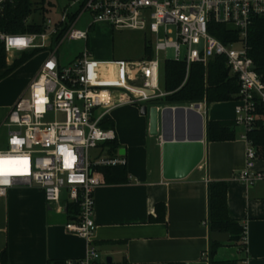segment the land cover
I'll list each match as a JSON object with an SVG mask.
<instances>
[{"label": "built area", "instance_id": "1", "mask_svg": "<svg viewBox=\"0 0 264 264\" xmlns=\"http://www.w3.org/2000/svg\"><path fill=\"white\" fill-rule=\"evenodd\" d=\"M7 1L0 0V12ZM54 6L47 10L52 11ZM86 13L91 21L85 28H78ZM29 17L25 23H32ZM257 17H264V0H69L67 7L60 8L57 19L44 17L39 22L42 31L0 30V46L8 61L18 53L45 51L37 74L4 122L16 129L9 131L7 146L0 149V196L22 185L41 189L54 209L63 196L66 205H79V220L67 222L66 228L86 238L90 246L84 258L64 264H93L100 257L92 244L97 228L94 193L102 183L98 168L126 164V158L104 151V143L117 139V134L114 127L106 128L102 123L121 103L140 105L167 94L161 86L165 59L185 62L189 71L192 63L207 66L217 56L226 58L240 83L234 120L244 127L242 137L248 142L246 165L234 177L247 186L264 183V169L255 168L256 148L247 139L248 131L264 125V79L247 44L249 28ZM98 23L143 32L153 56L99 59L86 46L64 64L59 57L62 43L71 39L88 44L90 31ZM216 25L234 29L237 39L222 41L211 32ZM169 50L173 51L171 57ZM111 65L116 69L114 75ZM155 105L159 111L167 106L191 107L204 115L207 102ZM51 113L63 117L48 120ZM181 123L188 127L186 116ZM96 149L99 152L94 156L91 151Z\"/></svg>", "mask_w": 264, "mask_h": 264}, {"label": "crops", "instance_id": "2", "mask_svg": "<svg viewBox=\"0 0 264 264\" xmlns=\"http://www.w3.org/2000/svg\"><path fill=\"white\" fill-rule=\"evenodd\" d=\"M31 60L0 81L1 87L17 80L11 98L0 102V126L43 61ZM235 107L236 100L207 104L204 159L189 176L177 180L163 177L162 143L151 133L150 116L131 103L110 112L120 144L116 156L126 158L128 178L102 181L95 189L92 244L100 257L93 264H211L208 186L220 180L228 184V212L245 225L246 233L240 242L221 243L213 259L264 264V183L247 186L234 177L246 165L244 131H237L234 140L207 139V121L234 120ZM190 124H182L185 133L194 129L193 118ZM255 168L264 169V159L258 158ZM65 198L54 209L41 189L22 185L0 196V264L5 250L8 264H54L87 255L90 241L66 228ZM157 204L164 205V219H158Z\"/></svg>", "mask_w": 264, "mask_h": 264}, {"label": "trees", "instance_id": "3", "mask_svg": "<svg viewBox=\"0 0 264 264\" xmlns=\"http://www.w3.org/2000/svg\"><path fill=\"white\" fill-rule=\"evenodd\" d=\"M45 0L36 2L32 0H8L4 9L0 12V30L21 33L38 32L43 28L39 22L25 23L34 10H44L40 7ZM50 3L49 6H53ZM212 34L224 42L237 39V32L225 25H216ZM248 53L253 58L256 70L264 79V17H257L249 28L248 32ZM40 52L39 49L22 52L21 55L7 62L6 52L0 46V81L12 74L23 64L32 59ZM144 56H153V49L148 41L145 43ZM161 86L167 92L165 96L151 100L152 104L180 105L206 100L210 105L214 102H227L238 99L240 90L239 79L232 74L227 66L224 56H217L211 59L207 66L202 63H192L189 71L187 64L182 61L165 59L161 68ZM102 125L106 128L114 127L112 119H107ZM235 120H208L206 125L207 139L213 141H229L237 138ZM247 139L256 148L259 159H264V125L259 124L247 132ZM107 147V154L116 156L119 153L120 144L118 140L104 143ZM102 181L120 182L127 180V166L122 164L102 166ZM228 184L225 180L211 181L208 186L209 215L208 225L211 233L214 231L229 232L231 241L240 242L244 239L245 225L238 219L230 216L228 212ZM158 219H164V205L157 204ZM80 207L77 203L71 202L67 205V221H78ZM220 242L210 241V263L230 264L229 262H216L213 258ZM64 261H57L54 264H64ZM1 264L7 263L6 250L1 253ZM51 264V263H50ZM184 264V263H170Z\"/></svg>", "mask_w": 264, "mask_h": 264}, {"label": "rangeland", "instance_id": "4", "mask_svg": "<svg viewBox=\"0 0 264 264\" xmlns=\"http://www.w3.org/2000/svg\"><path fill=\"white\" fill-rule=\"evenodd\" d=\"M35 5L36 2H41L42 0H32ZM50 3H53L55 6L52 11H48L47 9L50 7ZM69 4V0H45L43 4H39L38 6L43 7V11L34 10L29 17L30 22H42L44 17H52L54 20L59 17L60 8L67 7ZM37 6V5H36ZM91 21V16L86 13L79 24L78 28H85L87 23ZM146 36L143 32L139 30L133 29H118L114 28L105 23H98L90 31L88 44L83 40H65L60 49H59V57L64 64H68L73 59L76 58L78 54H80L86 46H88L95 57L99 59H130L137 60L144 57V47L146 43ZM45 52L40 51L37 55L33 57L31 63L35 64L36 62L40 63L44 58ZM168 56H173V51L169 50L167 52ZM21 53L15 54L13 57L7 60L8 63H12L13 60L19 57ZM115 67L111 65V74L114 75ZM11 81V80H10ZM7 82L6 84H2L0 87V102L4 100H8L11 98V94L14 91V85L17 80L14 79L12 82ZM28 94V93H27ZM26 94V95H27ZM141 105L147 106V115L150 116V110L153 106L151 101L143 102ZM140 109V108H139ZM61 119L63 115L59 113L57 116L54 113L47 115V119L54 121L55 118ZM16 129V127H7L5 124L0 126V146H7V137L9 131ZM237 131H244L243 126H236ZM92 155L95 156L99 152V149L92 150Z\"/></svg>", "mask_w": 264, "mask_h": 264}, {"label": "water", "instance_id": "5", "mask_svg": "<svg viewBox=\"0 0 264 264\" xmlns=\"http://www.w3.org/2000/svg\"><path fill=\"white\" fill-rule=\"evenodd\" d=\"M140 111L147 114V106L141 105ZM192 118L195 127L190 133H185L181 119ZM197 129L196 131H194ZM150 130L152 135L159 136L162 143L163 177L168 180L183 179L189 176L203 161L205 156L204 116L196 109L171 106L158 110L153 105L150 110ZM67 214V206L64 209ZM214 241L223 243L231 240L229 232L214 231L211 233Z\"/></svg>", "mask_w": 264, "mask_h": 264}, {"label": "bare ground", "instance_id": "6", "mask_svg": "<svg viewBox=\"0 0 264 264\" xmlns=\"http://www.w3.org/2000/svg\"><path fill=\"white\" fill-rule=\"evenodd\" d=\"M196 130H197V129H195L194 131H196ZM190 131H192V130H187L188 133H190ZM184 132H185V130H184Z\"/></svg>", "mask_w": 264, "mask_h": 264}]
</instances>
